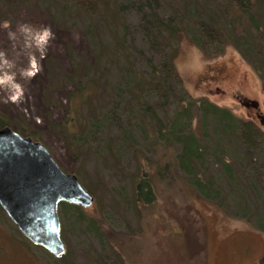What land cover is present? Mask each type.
<instances>
[{
  "label": "rangeland",
  "instance_id": "1",
  "mask_svg": "<svg viewBox=\"0 0 264 264\" xmlns=\"http://www.w3.org/2000/svg\"><path fill=\"white\" fill-rule=\"evenodd\" d=\"M140 1L107 0L108 21L97 51L102 86L88 101L84 89L76 97L69 93L78 92L87 80L90 73L83 65L93 60L83 18L64 0H0V121L45 143L61 166L76 173L95 195L90 206H83L82 221L75 207L59 205L65 257L26 238L0 206V264H264V231L255 220L235 216L203 197L177 167L176 178L158 179L152 202L135 199L138 174L148 169L150 140L135 127L131 97L121 84L127 82L118 71L125 57L114 49L123 30L111 13L121 5L120 17L132 30L126 46L131 38L142 49L128 47L126 57L140 69L154 53L159 63L144 34ZM172 49L193 96L229 107L264 129L263 82L233 45L209 55L182 34ZM118 91L130 107L120 109L121 121L110 112ZM93 111L105 117L98 121ZM96 122L100 126L90 131ZM65 129L75 132L71 142ZM161 150L167 153L164 159L176 161L175 147ZM232 197L227 202L236 210Z\"/></svg>",
  "mask_w": 264,
  "mask_h": 264
},
{
  "label": "trees",
  "instance_id": "2",
  "mask_svg": "<svg viewBox=\"0 0 264 264\" xmlns=\"http://www.w3.org/2000/svg\"><path fill=\"white\" fill-rule=\"evenodd\" d=\"M64 1L85 21L93 52V60L83 65L86 75H90L78 92L69 93L76 97L84 89L85 99L90 101L102 86V80L97 76L100 66L97 51L101 29L108 21V3L107 0ZM144 5L148 9H144ZM138 7L143 10L144 34L151 40V49L158 53L159 59L157 63L155 53L147 56V67L142 69L128 58V47L136 51L142 49L136 42L132 45L131 38L126 46L132 30L131 24L120 17L123 8L120 5L118 11L111 13L121 22L123 30L121 41L114 49L115 53L125 57L118 71L127 82L121 84L131 97L135 127L150 140L148 169L138 174L135 199L152 202L158 181L176 178L177 167V172H181L203 197L235 216L251 222L255 220L257 228L264 231V187L261 185H264V129L253 120L238 117L229 107L220 106L205 96H193L175 66L172 51L173 42L182 34L209 55H218L233 45L253 67L264 87V0H141ZM52 59L54 64L58 62ZM69 76L75 78L76 74ZM120 95L118 91L113 98L110 112L121 121L119 111L128 105L123 103ZM155 96L160 98L154 99ZM169 109L173 112H168ZM160 110L165 113L164 117ZM92 114L98 121L105 117L100 112L93 111ZM4 124L8 123L0 121V126ZM98 126L97 122L92 123L90 131ZM16 130L28 135L19 126ZM69 132L65 129L63 135L71 142L75 132ZM164 147L177 149L175 162L164 159L167 153L159 152ZM216 170L222 176H218ZM231 195L230 203L235 204L236 210H232L227 202ZM60 205L75 207L77 219L85 218L82 205L68 201H61ZM61 232L63 235L62 227ZM66 254L67 250L56 256L65 257Z\"/></svg>",
  "mask_w": 264,
  "mask_h": 264
},
{
  "label": "water",
  "instance_id": "3",
  "mask_svg": "<svg viewBox=\"0 0 264 264\" xmlns=\"http://www.w3.org/2000/svg\"><path fill=\"white\" fill-rule=\"evenodd\" d=\"M94 200V193L61 166L45 143L8 124L0 127V206L30 241L64 254L60 202L87 207Z\"/></svg>",
  "mask_w": 264,
  "mask_h": 264
},
{
  "label": "clouds",
  "instance_id": "4",
  "mask_svg": "<svg viewBox=\"0 0 264 264\" xmlns=\"http://www.w3.org/2000/svg\"><path fill=\"white\" fill-rule=\"evenodd\" d=\"M46 34H47L48 36H51V33H50V32H46ZM0 83H3V80H2V79H0ZM12 99L15 101V100L18 99V97H12Z\"/></svg>",
  "mask_w": 264,
  "mask_h": 264
},
{
  "label": "flooded vegetation",
  "instance_id": "5",
  "mask_svg": "<svg viewBox=\"0 0 264 264\" xmlns=\"http://www.w3.org/2000/svg\"><path fill=\"white\" fill-rule=\"evenodd\" d=\"M5 125V124H4ZM2 126V125H1ZM0 126V127H1ZM21 134V133H20ZM22 135V134H21ZM23 136H29V135H23ZM6 213V212H5ZM9 217V216H8ZM62 222V221H61ZM61 227H62V225H61ZM19 230V229H18ZM25 236V235H24ZM26 237V236H25ZM27 238V237H26Z\"/></svg>",
  "mask_w": 264,
  "mask_h": 264
}]
</instances>
